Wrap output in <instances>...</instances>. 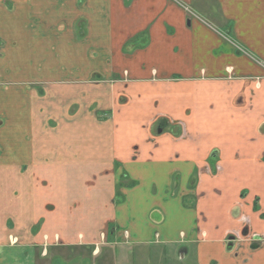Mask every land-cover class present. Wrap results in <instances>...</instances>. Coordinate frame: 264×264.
I'll list each match as a JSON object with an SVG mask.
<instances>
[{"label":"crops","instance_id":"1","mask_svg":"<svg viewBox=\"0 0 264 264\" xmlns=\"http://www.w3.org/2000/svg\"><path fill=\"white\" fill-rule=\"evenodd\" d=\"M153 243L264 264V0H0V264Z\"/></svg>","mask_w":264,"mask_h":264},{"label":"rangeland","instance_id":"2","mask_svg":"<svg viewBox=\"0 0 264 264\" xmlns=\"http://www.w3.org/2000/svg\"><path fill=\"white\" fill-rule=\"evenodd\" d=\"M129 3V2H128ZM37 83L41 87V82ZM33 84H30L31 86ZM255 234V233H254ZM253 234V235H254ZM255 238V237H254ZM262 239V238H261ZM9 243L17 244L16 238L9 239ZM227 240V239H226ZM253 237L251 238V241ZM261 241V240H260ZM263 241V240H262ZM261 241V242H262ZM253 243H258L256 240ZM121 246V244H116ZM124 245V244H122ZM126 245V244H125ZM137 249V250H136ZM181 250L179 245H160V244H149L147 246H141L140 249L136 248L130 253V261L127 264H196L195 257H186L184 259L178 258V251ZM183 251V250H182ZM0 261L2 252H0ZM33 261L35 264H48L49 256H40L37 250L34 251ZM43 257V258H42ZM104 262V261H102Z\"/></svg>","mask_w":264,"mask_h":264},{"label":"flooded vegetation","instance_id":"3","mask_svg":"<svg viewBox=\"0 0 264 264\" xmlns=\"http://www.w3.org/2000/svg\"><path fill=\"white\" fill-rule=\"evenodd\" d=\"M255 237V238H254ZM233 238V237H232ZM253 240L255 241H257L258 243H261V241H262V239H261V237H260V235H258V234H254L253 235ZM261 240V241H260ZM257 244V243H256Z\"/></svg>","mask_w":264,"mask_h":264}]
</instances>
